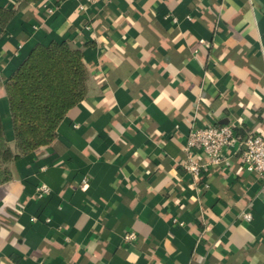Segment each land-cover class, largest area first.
Masks as SVG:
<instances>
[{
	"label": "crops",
	"instance_id": "obj_1",
	"mask_svg": "<svg viewBox=\"0 0 264 264\" xmlns=\"http://www.w3.org/2000/svg\"><path fill=\"white\" fill-rule=\"evenodd\" d=\"M63 41L83 53L86 94L50 144L9 162L0 264H264V178L234 148L199 178L184 168L208 160L185 149L193 127L264 136V0H0L14 151L5 84Z\"/></svg>",
	"mask_w": 264,
	"mask_h": 264
},
{
	"label": "trees",
	"instance_id": "obj_2",
	"mask_svg": "<svg viewBox=\"0 0 264 264\" xmlns=\"http://www.w3.org/2000/svg\"><path fill=\"white\" fill-rule=\"evenodd\" d=\"M87 66L80 49L66 41L38 45L5 84L15 151L0 112V183L9 180V162L50 144L58 124L86 94Z\"/></svg>",
	"mask_w": 264,
	"mask_h": 264
},
{
	"label": "built area",
	"instance_id": "obj_3",
	"mask_svg": "<svg viewBox=\"0 0 264 264\" xmlns=\"http://www.w3.org/2000/svg\"><path fill=\"white\" fill-rule=\"evenodd\" d=\"M79 8H85L83 1L79 3ZM53 10V8L49 9L50 12ZM194 148L201 150V153L208 158L206 162H202L196 160L193 153H190L188 160L184 163V168L194 178L201 177L209 166L220 165L227 161V153L231 148L239 153L246 170L264 178V136L259 133L248 132L242 135L231 124L193 127L189 132L185 149L192 152ZM38 190L42 194L48 193L50 188L42 184ZM241 215L246 220L252 218V213L249 211ZM124 238L126 241H133L136 233L130 231L125 234Z\"/></svg>",
	"mask_w": 264,
	"mask_h": 264
}]
</instances>
